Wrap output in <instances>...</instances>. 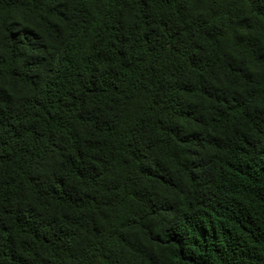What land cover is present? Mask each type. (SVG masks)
<instances>
[{
  "label": "trees",
  "instance_id": "16d2710c",
  "mask_svg": "<svg viewBox=\"0 0 264 264\" xmlns=\"http://www.w3.org/2000/svg\"><path fill=\"white\" fill-rule=\"evenodd\" d=\"M0 264H264V0H0Z\"/></svg>",
  "mask_w": 264,
  "mask_h": 264
}]
</instances>
